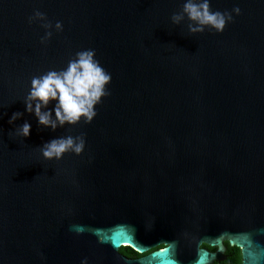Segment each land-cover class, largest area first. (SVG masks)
Segmentation results:
<instances>
[{"label": "water", "instance_id": "1", "mask_svg": "<svg viewBox=\"0 0 264 264\" xmlns=\"http://www.w3.org/2000/svg\"><path fill=\"white\" fill-rule=\"evenodd\" d=\"M183 3L0 0V264H213L225 241L264 264V0H210L233 19L195 35L171 21ZM86 49L112 76L97 115L39 126L32 77ZM67 135L82 153L45 160Z\"/></svg>", "mask_w": 264, "mask_h": 264}, {"label": "clouds", "instance_id": "2", "mask_svg": "<svg viewBox=\"0 0 264 264\" xmlns=\"http://www.w3.org/2000/svg\"><path fill=\"white\" fill-rule=\"evenodd\" d=\"M240 11L238 6L232 10L236 15H239ZM185 18L189 22L188 32L195 35L203 33L206 28L222 33L233 16L227 11H213L210 0H184L181 11L174 13L171 21L179 25ZM35 20L47 21V18L44 13L37 10L29 17V23ZM42 27L46 32L41 38V43L46 44L52 37V31L49 29L53 26L50 22H45ZM55 30H63L62 22L55 23ZM95 57L94 49L80 50L68 61L65 68L50 69L32 77L30 89L23 103L25 111L35 116L39 126L55 131L66 125H76L82 119L85 123L92 122L97 115L96 106L101 103L104 96L109 95L108 85L112 79L111 73L104 69ZM23 116V112H13L8 123L15 125ZM31 128V123L25 120L14 132L10 131L9 135L25 139L30 136ZM84 147L83 135H67L44 142L40 151L45 160H59L67 152L81 154ZM81 264H88L87 259L82 260Z\"/></svg>", "mask_w": 264, "mask_h": 264}, {"label": "trees", "instance_id": "3", "mask_svg": "<svg viewBox=\"0 0 264 264\" xmlns=\"http://www.w3.org/2000/svg\"><path fill=\"white\" fill-rule=\"evenodd\" d=\"M204 246L210 248V249H215L214 247H210L208 245H205ZM121 252L128 255V256H139L140 254L138 252H136L135 250H133L131 247H121L120 248ZM229 252H232V256L231 258H229L228 260L226 261H223V262H220V263H216V264H241V261H242V255H241V250L239 247L237 246H232L230 249H229Z\"/></svg>", "mask_w": 264, "mask_h": 264}, {"label": "flooded vegetation", "instance_id": "4", "mask_svg": "<svg viewBox=\"0 0 264 264\" xmlns=\"http://www.w3.org/2000/svg\"><path fill=\"white\" fill-rule=\"evenodd\" d=\"M225 245H226V251H225V258L220 261V262H223V261H226L228 260L229 258H231V256L233 255L232 252H229V249L232 247L227 241H225ZM160 246H163V245H160ZM210 249V248H209ZM210 250H214V249H210ZM128 256V255H127ZM141 256V254L139 255ZM128 257H138V256H128ZM219 261H216L215 263L213 264H216V263H220Z\"/></svg>", "mask_w": 264, "mask_h": 264}]
</instances>
